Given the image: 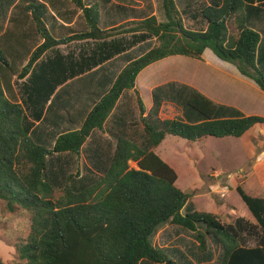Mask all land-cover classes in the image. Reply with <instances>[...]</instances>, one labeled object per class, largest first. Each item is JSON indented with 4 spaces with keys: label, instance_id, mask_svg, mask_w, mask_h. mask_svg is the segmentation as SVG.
Segmentation results:
<instances>
[{
    "label": "trees",
    "instance_id": "1",
    "mask_svg": "<svg viewBox=\"0 0 264 264\" xmlns=\"http://www.w3.org/2000/svg\"><path fill=\"white\" fill-rule=\"evenodd\" d=\"M69 1L81 11L87 30L57 39L46 26V5L24 0L23 9L30 14L42 43L32 51L18 75L25 78L19 85L23 102L8 100L0 80V200L9 213L19 208L30 218L27 237L14 244L17 261L11 264H177L152 243L156 230L166 224L193 233L201 253L207 249V239H213L221 249V264H264V197L250 196L240 185L235 188L255 225L243 219L225 224L207 212L183 213L188 195L175 186L176 173L153 151L126 138L124 127L112 129L118 134L114 136L110 163L91 185L74 191L70 174L55 198L53 182L57 179L47 175L48 160L63 153L79 157L91 133L103 131L121 94L135 89L137 75L164 58L185 56L200 60L203 51L209 49L264 93V73L259 69L264 29L258 26L264 22V0H186L180 11L175 0H162L165 22L151 15L107 30L99 27L97 3L85 6L83 0ZM185 18L196 27H186ZM137 32L155 38L153 47L126 63L79 129H34L35 123L44 125L49 121L53 107L63 106L54 102L58 94L54 92L73 76L74 67L71 69L59 53L51 51L75 41H98ZM84 51L86 54L80 56L83 69L98 64L95 52L91 57ZM0 64L9 66L1 48ZM41 71H51L53 78L45 77ZM135 95L139 121L152 148L168 135L190 142L206 136L241 138L255 125H264V118L259 116L219 119L215 117L218 107L197 92L188 96L186 105L192 115L197 112L203 117L199 123L152 118L156 122L152 124L143 116L138 92ZM43 134L54 140L49 149L38 142ZM96 143L91 148L99 155L103 143L94 146ZM129 162L138 169L130 168ZM245 234L253 237L252 246L246 244ZM0 264L6 263L0 260Z\"/></svg>",
    "mask_w": 264,
    "mask_h": 264
},
{
    "label": "rangeland",
    "instance_id": "2",
    "mask_svg": "<svg viewBox=\"0 0 264 264\" xmlns=\"http://www.w3.org/2000/svg\"><path fill=\"white\" fill-rule=\"evenodd\" d=\"M21 1L24 4V0ZM92 1L86 0L87 3H92ZM118 1L122 2L123 0ZM11 2L12 0H0V48L4 51L9 62L8 68L0 64V80L6 98L12 102H18V96L21 94L19 85L22 83V79L18 78V75L41 38L30 15L22 8V4L14 7L12 11L8 10ZM55 2L57 3L50 2V7L58 13H61V10L65 9L66 5L72 6V2L69 0H55ZM175 3L180 11L184 8L186 0H175ZM132 4H137L134 12L138 13V15L135 18L142 19L146 16L154 15L159 22L166 21L162 0H133ZM111 11L114 13L119 12L114 11L113 8H111ZM152 11L155 12L152 13ZM122 14L123 12H119L118 15L113 16L115 21L120 22L119 20L125 17ZM16 18L19 21L17 20L16 22ZM14 21L15 25L13 26ZM47 23L50 29L48 30L54 38L64 37L70 32V30L54 28L53 25L49 26L51 17H47ZM104 23L106 22L103 19L99 27L104 28ZM184 25L190 27L192 22L185 18ZM70 28H72L71 33L87 30L83 22L82 25L78 24L77 19L70 25ZM233 32L236 33L235 30ZM14 35L15 39L12 40ZM87 45L91 49V44L88 43ZM148 46L146 44L136 49L130 56L142 54L147 50ZM72 47V45L67 48L62 46L60 51L63 53L66 50H71ZM198 67L187 64L182 69L195 68L198 71ZM259 69L264 73V64L261 63ZM205 74H209V72L207 73L206 71ZM211 74L219 78V74H214L213 72ZM81 85L82 83H80V87ZM213 89L218 92L220 90L219 86ZM132 99L134 98L132 97ZM173 99L178 103V109L183 110L187 107L186 100H184L185 90H181L179 94L177 93L173 96ZM124 100L126 104L129 102L127 105L128 116L125 120L129 123L130 129L138 134L137 141L135 140L137 145L144 150L153 149L154 153L176 173L175 186L188 195V204L182 210L183 213L193 211L212 213L217 215L225 224L233 223L237 219H243L249 225L256 224L235 188L240 185L246 194L253 197H264V125L259 124L258 127L242 138H213L206 136L195 142H190L168 135L160 143L159 147L152 148L138 119V107L135 105L133 108L131 100L129 101L125 98ZM54 102L58 103V105L63 104V106L65 104L64 97L61 95ZM252 105L255 108L261 106L256 102H252ZM55 108L53 107L50 110L49 117L52 116ZM196 113L197 119L203 120V117ZM147 119L150 123L156 124L151 117ZM187 123L190 122L188 121ZM40 126L41 128L50 126L54 129L65 127L61 130L73 131L75 125L66 120L60 121L50 117L46 124ZM114 127L119 128V126ZM258 128L261 130L256 131ZM97 131L89 136L80 151L79 157L71 153H63L57 154L55 155L57 157L48 160V178L53 180L55 177L57 179V182H53L56 188L55 198L59 196L60 190L70 174L73 177L69 183L76 192L81 191L85 186L91 185L103 175L110 163L116 139L114 135L110 138L101 137L100 140L105 142L98 155L96 149L91 148L99 137ZM38 142L49 149L52 147L54 140H51L50 136L46 137L43 134ZM98 143L99 141L94 146L98 145ZM129 167L138 169L133 162H129ZM5 208V202L0 200V260L6 264H11L17 261L14 244L19 239L27 237L30 218L28 213L19 208L14 213H9ZM164 227L165 230H163ZM245 235L246 237H243L246 240V244L252 246L253 237ZM152 243L164 249L167 256L177 264H221V249L213 239H207V249L205 253H201L198 251V244L194 239L193 233L180 227L169 224L161 226L152 236ZM143 264H148V262L144 261Z\"/></svg>",
    "mask_w": 264,
    "mask_h": 264
},
{
    "label": "crops",
    "instance_id": "3",
    "mask_svg": "<svg viewBox=\"0 0 264 264\" xmlns=\"http://www.w3.org/2000/svg\"><path fill=\"white\" fill-rule=\"evenodd\" d=\"M37 1L45 4L47 7L48 17H51V24L49 26L53 25V27L57 29L70 30L69 34H72L70 25L73 24L76 19L78 24L82 25V22L85 24L81 11L78 10L73 3L72 6L66 5L65 9H62L61 13H58L50 7V2L57 3L55 0ZM83 1L85 6H90L94 3L99 5V25L102 23L103 19L106 22L104 23V28H101L102 30L111 29L115 26L123 25L126 22L139 20L135 18L138 13L134 12L137 8V4L133 5V0H123L122 2L118 0H93L92 3H87L86 0ZM20 4H22L23 8L24 4L21 0H12L8 10L12 11L14 7ZM111 8H113L114 11L123 12L122 16L125 17L119 20L120 22L115 21L113 16L115 17L119 12L114 13L111 11ZM153 12L155 11H152V13ZM17 20L19 21L18 18H16V22ZM45 22L49 29L47 19ZM14 25L15 21L13 22V26ZM258 26L264 29V22L260 23ZM191 27L195 28L196 26L192 24ZM13 39H15V35L12 37V40ZM41 43L42 39L36 44V47ZM88 43L91 44V49L88 47ZM154 43L155 38L148 36L143 37L142 34L137 32L116 35L98 41L87 40L71 42L67 45H62L65 48L70 45L73 46L71 50H66L63 53L60 51L62 46H58L51 52L59 53L66 65L71 66V69L74 67V69H70L72 71L71 75L73 76L55 89L54 94L58 93L56 98L59 95L63 96L65 104L64 106L55 108L50 117L60 121L66 120L72 125H75L74 130L79 129L77 127L79 125L81 126L93 105L107 93L114 79L126 63L131 59L142 56L153 47ZM146 44L149 46L146 48L147 50H145V52L138 56H130L136 49ZM261 44L264 46V36L262 37ZM84 49L89 52L88 54H90L91 57L93 56L92 53H96L95 55L98 56L96 57L98 59V64L91 68L83 69L85 66L83 61L80 60V56L86 54ZM49 54L50 53H48L47 56ZM100 57L103 59L101 63H99ZM46 58L48 57H43L44 60H46ZM260 61L264 64V48L260 53L259 62ZM187 64L199 66V69H197L198 71H196L195 68L182 69V67ZM206 71L207 73L209 72V74H205ZM211 72L219 74V78L216 77V75L212 76ZM41 73L45 77L53 78L50 75L51 71H41ZM24 80L25 78L21 80L22 83ZM79 82L82 83L81 87ZM216 86H219V92L213 89ZM181 90H185L184 100H186L192 92H197L210 100L218 107L215 117L219 119L239 118L252 115L264 117V93L255 82L241 75L234 65L221 61L211 50L205 49L200 60L185 56H170L144 68L135 79V89L125 90L121 94L115 108L103 126V131L94 130L92 133L97 131L99 134L97 142L104 143V140L100 141L101 137L110 138L112 135L116 136L118 134L117 132H113L112 129L118 128L114 126H119V128L125 127V131H127L125 137L131 141H137L138 134L130 129L129 123L125 120L128 116L127 105L129 102L126 104L124 100L125 98L130 101L133 97L134 99L131 100L132 106L133 108L135 105L137 106L135 91L138 92L143 103L144 117L157 118L161 121L178 119L185 123L188 121L190 123H199L200 120L196 119V116L192 115L187 107L183 110L178 109V103L173 99V96L177 93L179 94ZM18 99V103L23 102V94H19ZM252 102L259 103L261 106L255 108ZM50 117L48 116L47 118ZM41 124L42 123H35L34 129H37ZM256 127H258V125L252 127L242 137ZM50 128L52 127L48 126V129ZM64 128H58V130ZM260 130L261 129L258 128L256 131ZM45 133L48 134L47 131ZM159 145L157 147H159ZM113 146L115 147V145ZM150 150L153 151V149ZM163 230H165V227Z\"/></svg>",
    "mask_w": 264,
    "mask_h": 264
}]
</instances>
